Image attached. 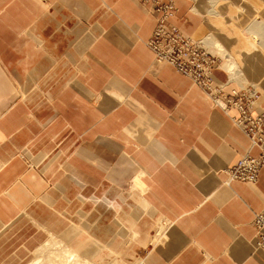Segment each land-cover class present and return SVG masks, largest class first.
Here are the masks:
<instances>
[{
    "label": "crops",
    "instance_id": "1",
    "mask_svg": "<svg viewBox=\"0 0 264 264\" xmlns=\"http://www.w3.org/2000/svg\"><path fill=\"white\" fill-rule=\"evenodd\" d=\"M175 3L172 22L196 40L212 32L259 86L264 111V0ZM156 24L145 0H0V228L97 192L94 211H61V239L78 257L85 247L115 255L123 240L151 243L138 264H264L253 245L264 169L256 182L226 173L258 148L192 79L155 60ZM213 76L226 84L225 72ZM122 203L133 213L118 216ZM146 214L167 226L148 235Z\"/></svg>",
    "mask_w": 264,
    "mask_h": 264
},
{
    "label": "built area",
    "instance_id": "2",
    "mask_svg": "<svg viewBox=\"0 0 264 264\" xmlns=\"http://www.w3.org/2000/svg\"><path fill=\"white\" fill-rule=\"evenodd\" d=\"M145 2H151L153 12L157 14V24L148 41L156 59L172 64L181 74L192 79L230 114L233 122L249 138L251 147L258 148V154L254 155L248 150L226 170L229 179L256 182L264 169V111H255L259 90L254 85H248L227 91L225 86L231 83L229 78L226 84L217 85L213 76L218 66L217 58L172 22L177 13L174 0ZM253 225L256 245L264 249V209L255 214Z\"/></svg>",
    "mask_w": 264,
    "mask_h": 264
},
{
    "label": "rangeland",
    "instance_id": "3",
    "mask_svg": "<svg viewBox=\"0 0 264 264\" xmlns=\"http://www.w3.org/2000/svg\"><path fill=\"white\" fill-rule=\"evenodd\" d=\"M175 2V0H174ZM176 4V3H175ZM177 6V5H176ZM178 10V8H177ZM191 37V36H189ZM255 39L258 38L257 34H254ZM194 39L193 37H191ZM200 46L205 48L208 52H210L213 56L217 58V68L223 72H225L227 79L229 78L231 80V83H236L235 88H240L241 86H248V85H254L256 88L259 89V86L249 81V79L244 75L242 69L238 65L239 62L235 60L234 56L228 51V49L212 34V32H209L206 34L202 39L196 40L194 39ZM210 41V42H209ZM215 41L222 44V49L219 50V46L216 45ZM212 42V43H211ZM215 44V45H214ZM218 48V49H217ZM219 51H217V50ZM221 52V53H220ZM155 60L156 57H155ZM235 63L237 65L236 72L231 70V68L228 65L229 63ZM230 83V84H231ZM260 90V89H259ZM260 92V91H259ZM214 106L219 107L216 102L213 100V98L207 94ZM261 95V94H260ZM220 108V107H219ZM222 109V108H221ZM224 111V110H223ZM225 112V111H224ZM228 114V113H226ZM230 117V115L228 114ZM231 118V117H230ZM232 120V119H231ZM233 121V120H232ZM133 190H126L124 191V195H127L131 193ZM88 195L89 192L87 191ZM101 195V193H90V199L93 196ZM86 200L84 202H81L80 200H73L72 203H68V200H60V203L58 206H52L50 204L47 205V207L42 211L41 214H35L33 212H29L27 214L22 215L20 219H18L15 223H13L10 226H5L3 228H0V264L2 263H9V264H32V262L35 261L37 255L34 252V250L41 246L45 242H50L53 240H61L63 243V247L69 246L72 247L70 243L64 242L62 238L65 237L66 232L63 230L65 226L70 224L69 222V215L66 214L63 211V209H70L72 211H75L77 209H84L87 211H94V204L91 202V200ZM123 210L117 214L118 216H122L125 212L133 213L134 209L129 207L127 204H123ZM90 212V213H91ZM94 212L91 215H95ZM102 217H104V214H101ZM35 217L38 221L44 222L43 224L58 230V233L60 234H54L49 233L47 234L45 229L37 228L31 217ZM148 219L147 226L145 227V232L148 235H155L157 226H161V224H164L167 226V222L164 220L157 219V217H151L147 214L144 215V219ZM77 224H81V222H84L83 220H77ZM52 224V225H50ZM107 224L110 225H117L115 220H108ZM64 235V236H63ZM52 239V240H51ZM124 244V250H121L119 247V250L117 254L109 256L108 251H101L100 253L97 252L95 254L85 253V248H82L81 251H79L80 255V263L82 264H138L139 260L136 262H132L133 257H146V251L147 248L151 245L149 242H142V241H136L132 242L130 245H126L124 241H120V245ZM66 245V246H65ZM112 247L116 246V243L113 241L111 244ZM52 251V253H51ZM50 253H54V249L50 250ZM48 253V254H50ZM54 253L53 255H55ZM134 254V256L132 255ZM49 258L50 255H49ZM52 259L56 260V257ZM51 259V260H52ZM52 260V261H53ZM83 260V261H82ZM55 264L57 262L53 261ZM52 263V262H51Z\"/></svg>",
    "mask_w": 264,
    "mask_h": 264
},
{
    "label": "bare ground",
    "instance_id": "4",
    "mask_svg": "<svg viewBox=\"0 0 264 264\" xmlns=\"http://www.w3.org/2000/svg\"><path fill=\"white\" fill-rule=\"evenodd\" d=\"M210 42V41H209ZM212 43V42H211ZM215 43H216V45L217 46H219V50H221L222 49V45L219 43V42H217V41H215ZM215 45V44H214ZM218 49V48H217ZM216 49V50H217ZM218 51V50H217ZM219 52V51H218ZM221 53V52H220ZM156 57V56H155ZM163 62H166V61H163ZM226 66H229L230 68H231V70L233 71H235L236 72V68L235 67H237V65H235V63H229L228 65H226ZM258 89V88H257ZM259 90V89H258ZM260 91V90H259ZM260 97H261V95H260ZM260 97H259V99H260ZM258 99V100H259ZM256 104H258V101H257V103ZM223 110V109H222ZM230 115V114H229ZM233 122V121H232ZM234 123V122H233ZM235 124V123H234ZM235 126H237L236 124H235ZM238 127V126H237ZM239 128V127H238ZM240 129V128H239ZM241 130V129H240ZM251 148H253V147H251ZM227 173V172H226ZM227 176H228V174H227ZM229 181H231L230 179H229V177H227V182H229ZM162 228V227H161ZM52 240V239H51ZM57 240H55L54 242H47L46 244H44L38 251H37V253H36V255H37V257H36V259H35V261L34 262H32V264H53L54 262L53 261H55V262H57L56 264H82V263H79V258L80 257H78V255H76V254H74V253H71L70 251L68 252V251H66V248L68 249V246L65 248V247H63L62 245V243H59V242H56ZM253 245H254V247L255 248H258L257 247V245H256V236L254 237V239H253ZM66 246V245H65ZM52 249H54V253H56L55 255H53V254H51L50 253V250H52ZM52 252V251H51ZM48 253H50V254H48ZM49 255H50V257L51 258H49ZM52 256H53V258H55L56 257V260L54 259H52ZM53 261H52V260ZM83 261V260H82ZM52 262V263H51ZM55 264V263H54Z\"/></svg>",
    "mask_w": 264,
    "mask_h": 264
}]
</instances>
